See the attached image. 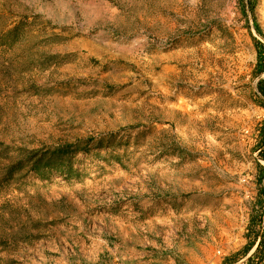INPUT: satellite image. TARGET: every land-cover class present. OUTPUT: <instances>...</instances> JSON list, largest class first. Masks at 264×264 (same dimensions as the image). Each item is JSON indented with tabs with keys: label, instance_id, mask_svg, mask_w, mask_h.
Returning <instances> with one entry per match:
<instances>
[{
	"label": "rangeland",
	"instance_id": "1",
	"mask_svg": "<svg viewBox=\"0 0 264 264\" xmlns=\"http://www.w3.org/2000/svg\"><path fill=\"white\" fill-rule=\"evenodd\" d=\"M260 50L264 0H0V264H248Z\"/></svg>",
	"mask_w": 264,
	"mask_h": 264
},
{
	"label": "trees",
	"instance_id": "2",
	"mask_svg": "<svg viewBox=\"0 0 264 264\" xmlns=\"http://www.w3.org/2000/svg\"><path fill=\"white\" fill-rule=\"evenodd\" d=\"M251 1L252 0H248L249 3ZM263 54V51L260 50L256 70L257 78H260L264 73ZM257 89L259 93V103L264 108V78H260L257 82ZM116 138L117 134H110L102 136L100 139H87L72 144L59 145L33 151L24 162L19 161L12 166L9 173L14 175L27 167L35 177L45 181L51 180L52 176H58L65 180H75L80 177L78 169L76 168V159L78 156H87L91 148H95V150H103V148H107L110 151L111 148H115L114 144ZM257 138L259 141V156L264 161V124L259 127ZM106 144H110V147H105ZM116 160L120 162L121 159L117 157ZM259 168L261 176H259L258 183L261 186L262 193L261 195L259 194L257 202L261 209H254L251 214L247 230L248 243L241 251L242 256L246 257L257 245V249L249 258L248 264H264V206H262L264 203V187H262L264 181V167L259 165ZM236 256L237 255H234L232 258H235Z\"/></svg>",
	"mask_w": 264,
	"mask_h": 264
}]
</instances>
